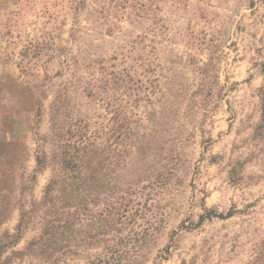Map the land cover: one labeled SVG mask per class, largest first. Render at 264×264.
Returning a JSON list of instances; mask_svg holds the SVG:
<instances>
[{
    "label": "rangeland",
    "instance_id": "rangeland-1",
    "mask_svg": "<svg viewBox=\"0 0 264 264\" xmlns=\"http://www.w3.org/2000/svg\"><path fill=\"white\" fill-rule=\"evenodd\" d=\"M0 264H264V0H0Z\"/></svg>",
    "mask_w": 264,
    "mask_h": 264
},
{
    "label": "trees",
    "instance_id": "trees-1",
    "mask_svg": "<svg viewBox=\"0 0 264 264\" xmlns=\"http://www.w3.org/2000/svg\"><path fill=\"white\" fill-rule=\"evenodd\" d=\"M83 134L80 135V147L76 146L74 162L69 156L66 148V144L60 146L62 153L59 160H56L57 175L50 181L45 189V202L51 205L49 210L48 219L45 220V226L43 236L46 241L57 240L59 235L63 234L66 229L71 227L76 222V212L73 209L77 208L76 205V192L75 188H79L82 180L86 178L88 172L89 176L92 175V161L88 157L87 151V139L83 138ZM82 140H84L82 145ZM38 165H46V155L41 154L37 157ZM91 170V171H90ZM60 204V207L57 206Z\"/></svg>",
    "mask_w": 264,
    "mask_h": 264
}]
</instances>
